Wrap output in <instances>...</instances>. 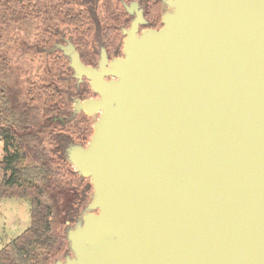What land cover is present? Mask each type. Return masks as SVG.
<instances>
[{"label":"water","instance_id":"1","mask_svg":"<svg viewBox=\"0 0 264 264\" xmlns=\"http://www.w3.org/2000/svg\"><path fill=\"white\" fill-rule=\"evenodd\" d=\"M163 3L97 67L44 49L98 94L66 118L97 115L65 149L91 193L52 264H264V0Z\"/></svg>","mask_w":264,"mask_h":264},{"label":"trees","instance_id":"2","mask_svg":"<svg viewBox=\"0 0 264 264\" xmlns=\"http://www.w3.org/2000/svg\"><path fill=\"white\" fill-rule=\"evenodd\" d=\"M13 1L20 11L32 6L30 12L34 16L41 13L42 0ZM16 14L11 13L10 17ZM62 19L75 28L86 27L87 35L93 29L101 30L93 11L65 13ZM104 31L107 38L113 30ZM14 92L0 87V139L4 152L0 158V198H27L30 224L0 248V264H52L67 254L68 247L62 231H50V208L44 202V193L66 196L62 227L76 221L89 201L91 184L68 162L65 149L81 142L83 131L90 129V124L84 120L66 121L70 108L55 83L46 84L40 94L28 90L24 98H16ZM62 178L68 180V189L60 186Z\"/></svg>","mask_w":264,"mask_h":264},{"label":"rangeland","instance_id":"3","mask_svg":"<svg viewBox=\"0 0 264 264\" xmlns=\"http://www.w3.org/2000/svg\"><path fill=\"white\" fill-rule=\"evenodd\" d=\"M41 6H43L41 14L35 17L30 9L20 11L19 5L14 6L13 0L7 2L0 0V87L2 86L5 90H15L16 98L27 97L28 90L40 94L44 86L50 82L57 84L62 91H69L67 93L69 94L68 87L72 79L68 61L60 51L46 52L43 48L48 49L53 44L50 42L44 45L40 42L41 38H51L50 33L57 32L66 39L72 37L97 45L100 38L97 36L98 29H93V32L90 30L91 32L87 35L86 27H81L74 34L75 26L64 23L62 17L65 13L71 15L84 13L86 10L95 11L100 29L108 23L115 4L114 0H42ZM118 7L121 10V7ZM11 13L17 14L12 18ZM86 57L90 59L87 52ZM85 117L80 113L74 119L75 123H82L84 120L90 124V129L83 131L84 138L78 142L83 145H86L90 139L93 122L97 115ZM78 126L84 127L81 124ZM87 130H90L89 133H86ZM10 150L12 151L11 148ZM3 154L1 148L0 157ZM60 182L61 187L68 189L67 179L62 178ZM65 199L66 196L63 194L56 195L47 191L44 193V202L50 208V231L52 232L56 233L60 230L65 234L68 227L73 224L65 227L61 224ZM29 224L30 212L27 198H0V248L22 233Z\"/></svg>","mask_w":264,"mask_h":264},{"label":"flooded vegetation","instance_id":"4","mask_svg":"<svg viewBox=\"0 0 264 264\" xmlns=\"http://www.w3.org/2000/svg\"><path fill=\"white\" fill-rule=\"evenodd\" d=\"M114 4H115L114 11L111 12L112 14L111 16H109V20L107 21L108 23L105 24V27H101L102 29L97 32V36L98 37L100 36L101 38V39L100 38L98 39L97 45L96 44L91 45V44H88L86 41L83 42L81 40H77V38L73 39L72 37H70L69 39H66L61 34H57V32L50 33L51 38L49 37L41 38L40 42L41 43L43 42L44 44L52 42V44L54 45L57 43L65 44L67 41H70L75 46L76 50L79 53L80 60L85 65L97 67L102 48L105 49L108 60L122 56L123 54L122 48H123V42L125 38L124 30H127L130 27L131 22L135 18H137L138 15H140L144 21L142 23H139L138 25V34H139L142 30L146 28L160 27L161 16H162L163 11L166 9V6L164 5L163 0H114ZM118 6L121 7V10L119 9ZM31 8L32 6H30V9ZM116 10H119V11H116ZM93 12L97 18L96 12L95 11ZM99 27H100V24H99ZM106 28H108V30H113V31L109 33L107 38H104V33H106L104 30H106ZM78 29L79 28L74 27L73 29L74 34L77 33ZM56 51H59V50H56ZM86 52L87 54L90 55V59H87L88 57H86ZM65 58L68 61V67H69V70L71 71L72 83L70 82L69 87H68V90H70L71 94L70 95L67 94L69 91L67 92L62 91V92L63 94H65L64 96L66 99V103L68 104L70 108V113H71L75 99L84 100V99H89V98H96L98 97V94H96L91 89L89 80L85 76H82L81 78H76L74 76V71L69 65V58L67 56H65ZM104 78L108 80L111 78V76L106 75ZM80 113L88 117L83 111L79 112L78 114ZM76 116L73 119H75Z\"/></svg>","mask_w":264,"mask_h":264},{"label":"built area","instance_id":"5","mask_svg":"<svg viewBox=\"0 0 264 264\" xmlns=\"http://www.w3.org/2000/svg\"><path fill=\"white\" fill-rule=\"evenodd\" d=\"M1 142H2V141H1V139H0V155H1V148H2V147H1ZM0 158H1V157H0Z\"/></svg>","mask_w":264,"mask_h":264}]
</instances>
